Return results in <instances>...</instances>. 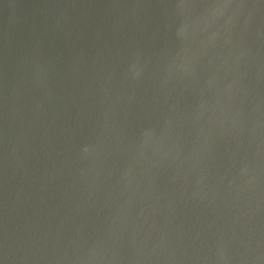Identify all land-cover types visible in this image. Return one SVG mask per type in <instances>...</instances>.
<instances>
[{
    "label": "water",
    "instance_id": "water-1",
    "mask_svg": "<svg viewBox=\"0 0 264 264\" xmlns=\"http://www.w3.org/2000/svg\"><path fill=\"white\" fill-rule=\"evenodd\" d=\"M0 264H264V0H0Z\"/></svg>",
    "mask_w": 264,
    "mask_h": 264
}]
</instances>
